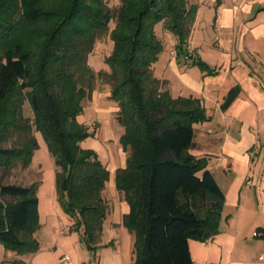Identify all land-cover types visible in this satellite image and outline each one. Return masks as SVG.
I'll list each match as a JSON object with an SVG mask.
<instances>
[{
    "label": "trees",
    "instance_id": "obj_1",
    "mask_svg": "<svg viewBox=\"0 0 264 264\" xmlns=\"http://www.w3.org/2000/svg\"><path fill=\"white\" fill-rule=\"evenodd\" d=\"M196 10L188 0H121L109 30L113 15L104 0H0V242L6 247L24 255L40 246L33 237L39 227L36 182H3L15 162L29 165L38 147L34 128L56 166L60 207L81 228L87 248L96 250L110 207L109 170L95 151L80 147L95 133L77 116L99 78L110 85L127 153L114 187L129 207L121 224L133 234L132 264H193L188 240L217 234L225 197L208 157L189 153L193 124L208 119L205 108L198 98L172 97L153 64L162 50L154 26L162 22L176 37L177 58L217 72L187 48ZM106 32L113 44L104 59L108 70L94 72L87 57ZM239 91L231 87L221 109ZM25 100L32 119L23 116ZM13 134L24 140L7 145ZM258 232L264 238V228Z\"/></svg>",
    "mask_w": 264,
    "mask_h": 264
},
{
    "label": "crops",
    "instance_id": "obj_2",
    "mask_svg": "<svg viewBox=\"0 0 264 264\" xmlns=\"http://www.w3.org/2000/svg\"><path fill=\"white\" fill-rule=\"evenodd\" d=\"M188 1L197 6L187 39L189 52L200 57L189 41L196 32L207 30L208 46L219 52L221 63L218 60L213 65L217 69L215 74H207L200 68L197 72L196 65L188 60L181 63L175 51L173 55L170 51L168 68L179 80V86H174L171 77L157 78L165 80L172 97L198 98L205 108L208 119L193 124L195 144L189 153L208 157L207 167L225 197L217 234L206 241L189 239V252L193 264H264L260 259L264 254V238L259 232L253 236L257 228H264V0ZM215 84L219 87L216 94ZM235 85L239 86V94L226 109H221L224 96ZM80 119L83 118L77 116L79 123ZM115 151L117 163L112 161L110 167L114 172L124 167L126 160L121 156V146L119 153L116 147ZM110 199L107 214L112 212L116 216L110 225L116 232L129 236L131 261L127 263L121 253L103 260L109 261L107 264H132L133 234L121 224L129 207L116 190ZM103 228L104 223L100 241ZM116 245L115 239H111L109 244L99 242L97 247ZM94 252L93 259L100 263L97 251ZM62 256L67 255H61L58 263L70 264L68 256L61 263Z\"/></svg>",
    "mask_w": 264,
    "mask_h": 264
},
{
    "label": "rangeland",
    "instance_id": "obj_3",
    "mask_svg": "<svg viewBox=\"0 0 264 264\" xmlns=\"http://www.w3.org/2000/svg\"><path fill=\"white\" fill-rule=\"evenodd\" d=\"M104 5L112 12V19L109 22L108 29L111 30L116 23V13L121 5V0H104ZM154 32L162 44V50L154 65V76L171 77L174 86L178 87L179 80L169 71L170 51L174 54L173 45L176 43V37L166 29L162 22H158L154 26ZM209 36L207 30L200 33L196 32L192 40L189 41V46L195 49L200 55L201 59L210 63V67L217 63H221L219 56L212 46H208ZM112 41L109 38L108 32L99 36L91 53L87 57V64L94 72L99 70H108L107 64L104 62L106 56L112 51ZM181 63L185 64L183 58H180ZM208 60V61H207ZM197 67V68H196ZM194 67L198 72L199 67ZM167 68V69H166ZM92 85V92L90 97H85L82 104L83 110L79 115L82 122L89 131H94L93 136H88L83 139L79 145L81 148L91 149L96 152L99 159L107 165L110 170V178L106 185L107 200L110 203V197L115 195L114 187V168L111 162L117 163L116 158L120 152L119 136L122 133V127L117 120L118 107L115 102L108 98L109 83L99 78H94ZM219 84V83H218ZM216 94L219 91L217 84ZM95 94V96H93ZM93 96V97H92ZM92 97V99H91ZM111 105H110V104ZM111 109V110H110ZM23 116L32 119V111L29 108L27 100L23 104ZM32 134L35 136L38 147L31 156L30 163L24 167L19 161L15 162L13 167L3 175L4 183H15L20 185H30L36 182L35 196L38 199L37 213L39 227L33 233V237L39 243V250L34 254L17 255L11 248L6 247L0 242V264L4 262H15L16 260H23L27 264H59L58 258L61 255H67L70 259V264H107L103 257H110L112 254L121 253L126 262L130 263V238L126 232H116L110 225L111 221L116 216L111 212L107 214L104 220L103 235L101 243L109 244L111 239H115L117 245L112 247H97L95 251L98 254L100 263L94 258L95 252L87 248V246L80 239L81 228H74L72 226V219L60 207L55 191V172L53 157L47 150L45 141L39 132L33 128ZM24 140V136L13 134L7 143L9 145L18 143ZM127 153L122 151V158H126ZM108 192V193H107ZM118 194V193H117ZM120 197V195L118 194ZM121 198V197H120ZM110 210V209H109ZM67 225L66 228L61 226ZM96 254V255H97ZM95 255V258H96Z\"/></svg>",
    "mask_w": 264,
    "mask_h": 264
},
{
    "label": "built area",
    "instance_id": "obj_4",
    "mask_svg": "<svg viewBox=\"0 0 264 264\" xmlns=\"http://www.w3.org/2000/svg\"><path fill=\"white\" fill-rule=\"evenodd\" d=\"M65 227V226H64ZM63 227V228H64ZM66 228V233H67V230H68V227L66 226L65 227ZM258 234H257V232H254L253 233V236H257ZM67 256H62L60 259H59V261L62 263V262H65V261H67ZM260 259H262L263 261H264V254H262L261 256H260Z\"/></svg>",
    "mask_w": 264,
    "mask_h": 264
}]
</instances>
